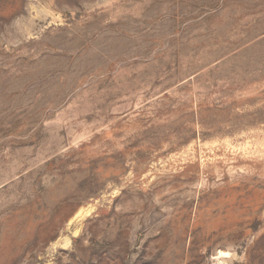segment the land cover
<instances>
[{"label":"rangeland","instance_id":"374dc122","mask_svg":"<svg viewBox=\"0 0 264 264\" xmlns=\"http://www.w3.org/2000/svg\"><path fill=\"white\" fill-rule=\"evenodd\" d=\"M0 264H264V0H0Z\"/></svg>","mask_w":264,"mask_h":264},{"label":"bare ground","instance_id":"6f19581e","mask_svg":"<svg viewBox=\"0 0 264 264\" xmlns=\"http://www.w3.org/2000/svg\"><path fill=\"white\" fill-rule=\"evenodd\" d=\"M220 255H221V256H227V252H223V251H222V252H220Z\"/></svg>","mask_w":264,"mask_h":264}]
</instances>
